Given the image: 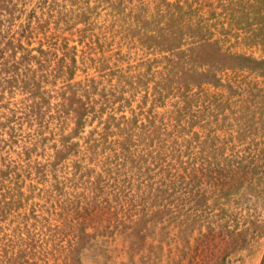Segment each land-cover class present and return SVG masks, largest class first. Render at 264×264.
Here are the masks:
<instances>
[{"label":"rangeland","instance_id":"rangeland-1","mask_svg":"<svg viewBox=\"0 0 264 264\" xmlns=\"http://www.w3.org/2000/svg\"><path fill=\"white\" fill-rule=\"evenodd\" d=\"M213 140L264 168V0H0V264H261L250 189L177 231Z\"/></svg>","mask_w":264,"mask_h":264},{"label":"trees","instance_id":"trees-1","mask_svg":"<svg viewBox=\"0 0 264 264\" xmlns=\"http://www.w3.org/2000/svg\"><path fill=\"white\" fill-rule=\"evenodd\" d=\"M179 49V46L174 48V51ZM221 66L229 68L232 65L239 67L241 63H251L252 59L236 56V55H223L221 57ZM202 76L203 74H199ZM219 80L215 84H211L216 87L219 84ZM34 93H38L35 89ZM63 101V98H60ZM68 98L66 99V101ZM79 105L72 104L69 105L76 108L69 110L72 113L73 119L75 120L76 128H79L81 125L80 122L86 114L88 113L87 106H83L80 100H76ZM58 106L63 108V103ZM62 112V111H60ZM202 147L212 151L213 154L205 156L203 158L197 159L198 164L195 163L196 160H193V164L187 168V176H190L192 180L193 192L189 199V212L192 214V218H184L180 220L177 224L178 233H193L197 232L200 237L205 238L203 243V249H215L221 250L223 252V257L225 256L224 249H230L231 246L228 244L226 246H221V242L217 238L225 236L223 233V226L221 224L222 215L224 213L225 203L228 202L231 198L236 196L240 190L250 189L252 191V197L256 199L264 200V168L257 172L255 168L248 169L246 168L249 165H253L252 162H248L247 166H242V161L237 157L224 156L223 154L218 153L219 150L224 148V143L213 140L211 142H202ZM217 152V153H216ZM261 165L264 164V158L261 159ZM182 165V164H179ZM186 168L182 170H187ZM243 170V171H241ZM189 179V180H190ZM170 184V183H169ZM158 211H163L164 206H160ZM212 214L213 219L203 218L200 219L199 215ZM205 226L206 230L202 232V226ZM236 236H239L236 235ZM234 247V246H233ZM211 253H209L210 255ZM204 258L200 259V262L204 264ZM261 264H264V258Z\"/></svg>","mask_w":264,"mask_h":264}]
</instances>
